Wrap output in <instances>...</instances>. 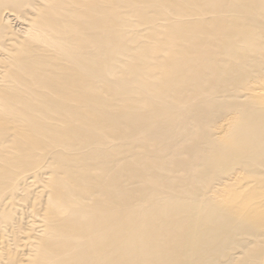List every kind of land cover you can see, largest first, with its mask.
I'll list each match as a JSON object with an SVG mask.
<instances>
[{"label":"bare ground","instance_id":"6f19581e","mask_svg":"<svg viewBox=\"0 0 264 264\" xmlns=\"http://www.w3.org/2000/svg\"><path fill=\"white\" fill-rule=\"evenodd\" d=\"M0 264H264V0H0Z\"/></svg>","mask_w":264,"mask_h":264}]
</instances>
